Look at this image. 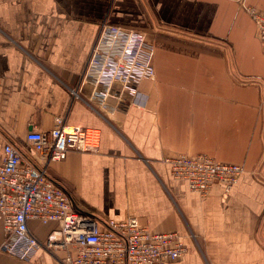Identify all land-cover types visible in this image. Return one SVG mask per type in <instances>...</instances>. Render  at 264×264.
Instances as JSON below:
<instances>
[{"label": "crops", "instance_id": "1", "mask_svg": "<svg viewBox=\"0 0 264 264\" xmlns=\"http://www.w3.org/2000/svg\"><path fill=\"white\" fill-rule=\"evenodd\" d=\"M246 7L264 14V0H0V165L8 142L36 163L28 134L57 118L97 128L98 153L48 167L79 211L178 233L187 251L168 264H264V181L252 175L264 159V48ZM102 24L156 47L141 106L84 78ZM180 155L245 173L229 193L217 184L201 197L165 162ZM30 227L44 241L58 224ZM4 243L0 214V264H62L64 253L22 260Z\"/></svg>", "mask_w": 264, "mask_h": 264}, {"label": "built area", "instance_id": "2", "mask_svg": "<svg viewBox=\"0 0 264 264\" xmlns=\"http://www.w3.org/2000/svg\"><path fill=\"white\" fill-rule=\"evenodd\" d=\"M254 20L259 41L264 48V14L246 7ZM91 51L84 78L94 73L96 84L109 92L127 93L134 103L142 97L140 85L155 79V45L140 30L102 24ZM118 87V90L115 88ZM102 133L97 128L68 125L56 119L53 129L32 131L36 163L24 161L22 152L12 143L5 145L0 165V214L3 218L4 253L27 259L38 248L58 256L62 264H168L186 254L178 233H161L141 225L138 218L101 220L77 209L73 196L48 174L52 162L63 161L69 153H98ZM174 179L186 181L192 192L210 195L220 184L227 193L245 173L241 165L225 164L207 155H180L165 159ZM252 173L264 181L261 168ZM36 221L43 226L58 224L46 240L30 227Z\"/></svg>", "mask_w": 264, "mask_h": 264}]
</instances>
